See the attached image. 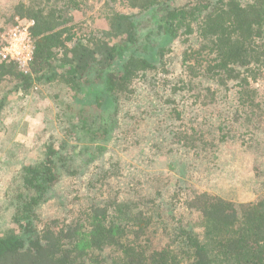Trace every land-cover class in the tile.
I'll use <instances>...</instances> for the list:
<instances>
[{"label":"trees","instance_id":"1","mask_svg":"<svg viewBox=\"0 0 264 264\" xmlns=\"http://www.w3.org/2000/svg\"><path fill=\"white\" fill-rule=\"evenodd\" d=\"M8 1L4 24L32 19L35 46L28 74L0 59V83H13L0 95V131L18 88L28 93L34 83L60 82L68 101L56 114L60 132L47 136L36 159L21 165V182L3 193L9 222L0 225V264H264V178L254 180L253 200L235 202L188 181L170 191L154 175V194L166 188L158 204L141 194L140 180L125 191L113 188L107 179L118 173L114 162L88 177L83 195L70 199L60 190L63 177L81 179L107 150L118 109L143 86L152 92L144 102L152 109L134 124L136 114L126 110L121 134L128 145L148 137L142 122L185 151H205L216 129L220 142L229 135L244 141L240 129L264 138V0ZM175 42L182 45L181 70L158 84L161 72L175 70L165 61ZM232 92L235 102L222 110ZM197 108L216 112L217 126L209 129L205 115L199 123L206 130L184 122ZM256 163L264 177V161ZM51 200L62 209L48 216Z\"/></svg>","mask_w":264,"mask_h":264},{"label":"rangeland","instance_id":"2","mask_svg":"<svg viewBox=\"0 0 264 264\" xmlns=\"http://www.w3.org/2000/svg\"><path fill=\"white\" fill-rule=\"evenodd\" d=\"M10 4L8 0H0V7L2 8L0 9V14L2 13L0 15V32L9 26L4 24L3 19L8 16V11L5 9ZM116 4L120 5L117 1ZM101 6L102 3L98 4L96 8L99 9ZM92 15V11L85 15L90 23L94 22L91 19ZM96 15H93V17ZM96 18L94 19L96 20ZM97 22L101 26V18L97 19ZM182 44L184 45V43ZM169 47L172 51L166 53L165 61L175 70L171 74L166 71L161 72L158 84H161L162 79H167L166 84H168L169 81L173 80L172 76L181 70L179 50L182 45L175 42L170 44ZM12 85L13 83L10 82L0 83V95L3 92L2 89H12ZM48 87L49 89H46ZM142 88L136 97H133L118 109V126L112 130L110 138L106 142L107 150L98 160L92 162L89 171L81 179L74 177L62 178L60 182L62 188L60 190H63V196L71 199L77 195V191L79 195H83L88 188L86 186L88 177L94 176L100 170L112 168V164L117 162L119 165L118 173L107 179L113 185V188L125 191L128 190L130 184L137 185L135 182L140 180L142 183L141 194L152 195L156 198L158 204L165 202L166 188L163 186L161 196L157 197L154 194L156 183L150 179L154 175L166 180L161 183H166L170 191L177 186L175 183L188 181L199 191L218 194L235 202L251 201L256 197L257 188L254 185V180L264 178L263 175L260 173L258 175L254 171L255 166L259 165L256 162L258 160L264 161L263 133L251 134V132H244L240 129L244 141L229 135L223 142H220V132L217 129L216 131L210 130L212 133L216 132L212 146L207 147L205 151L196 152L194 150H178L176 144L171 142V137L166 132H154L148 122H142L141 129L148 132V137L143 139L142 145L137 147L124 142L121 131L124 129L122 121L127 122L124 118V113H128L126 110H131L129 113L136 114L134 116L137 120L130 121L134 124L142 118L143 111L147 112L152 109L147 108L144 103L149 99L148 94H152V92L146 86ZM259 88L261 93L264 94V86L259 84ZM154 90L159 92L158 87ZM235 98L236 94L232 92L229 102L221 103L223 105L220 108L222 110L229 109V106H232V103L235 102ZM8 100L11 107L9 108L10 112L2 117V129L0 131V225L2 228L6 227L9 222L8 211L4 212V209L2 210L3 193L6 187L9 183L21 182V165L36 159L43 142L49 134L60 132L61 124L56 114H59L65 107L64 102L68 101V97L64 85L60 82H54L47 87L34 83L28 93H23L18 88L10 94ZM196 114L198 116L194 115V111L185 113L183 115L184 122L189 119V121L191 120L190 124L206 130L205 128L208 125L199 123L202 116L205 115V118L211 124L208 126L209 129L217 126L215 124L218 121L216 112L211 115L207 111L197 108ZM226 114L228 115L227 112ZM238 120L242 121L241 119ZM44 121L45 124L43 125ZM120 125L121 127H119ZM155 142H157L156 147L153 146ZM168 148H173V150L167 152ZM256 175L258 176L256 177ZM131 196L136 197L137 195L132 193ZM71 203V201H66V204L70 207L72 206ZM76 203L73 206H77L78 202ZM51 204L45 207L44 210L48 216H52L54 214L53 210L60 208L54 200H51ZM192 220L194 221L195 218Z\"/></svg>","mask_w":264,"mask_h":264},{"label":"built area","instance_id":"3","mask_svg":"<svg viewBox=\"0 0 264 264\" xmlns=\"http://www.w3.org/2000/svg\"><path fill=\"white\" fill-rule=\"evenodd\" d=\"M32 19L15 17L14 23L0 32V59L13 62L23 74L30 72L34 55V39L30 28Z\"/></svg>","mask_w":264,"mask_h":264}]
</instances>
